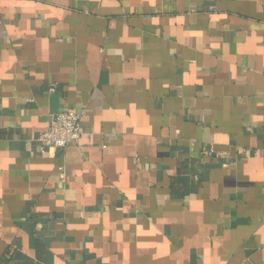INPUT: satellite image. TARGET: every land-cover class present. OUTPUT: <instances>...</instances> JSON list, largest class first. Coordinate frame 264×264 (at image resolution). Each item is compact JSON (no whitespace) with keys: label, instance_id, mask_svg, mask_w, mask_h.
<instances>
[{"label":"crops","instance_id":"0c3cea01","mask_svg":"<svg viewBox=\"0 0 264 264\" xmlns=\"http://www.w3.org/2000/svg\"><path fill=\"white\" fill-rule=\"evenodd\" d=\"M0 264H264V0H0Z\"/></svg>","mask_w":264,"mask_h":264},{"label":"built area","instance_id":"2783aa9c","mask_svg":"<svg viewBox=\"0 0 264 264\" xmlns=\"http://www.w3.org/2000/svg\"><path fill=\"white\" fill-rule=\"evenodd\" d=\"M85 113L86 108L82 106L77 111L60 110L51 114L47 127L38 136L42 150L64 149L79 140L84 135L81 118Z\"/></svg>","mask_w":264,"mask_h":264}]
</instances>
